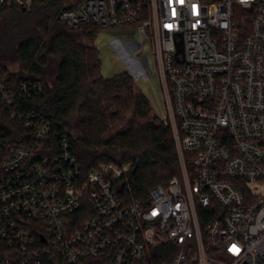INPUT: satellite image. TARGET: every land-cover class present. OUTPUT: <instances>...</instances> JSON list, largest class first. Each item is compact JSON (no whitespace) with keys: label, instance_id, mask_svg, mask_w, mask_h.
<instances>
[{"label":"built area","instance_id":"2783aa9c","mask_svg":"<svg viewBox=\"0 0 264 264\" xmlns=\"http://www.w3.org/2000/svg\"><path fill=\"white\" fill-rule=\"evenodd\" d=\"M65 2L70 27L150 38L181 177L126 201L114 183L129 166L85 172L69 138L25 108L46 82L14 85L0 69V103L24 129L0 132V264H264V0Z\"/></svg>","mask_w":264,"mask_h":264},{"label":"trees","instance_id":"16d2710c","mask_svg":"<svg viewBox=\"0 0 264 264\" xmlns=\"http://www.w3.org/2000/svg\"><path fill=\"white\" fill-rule=\"evenodd\" d=\"M65 5V0H33L25 10L12 6L1 11L0 69L14 85L45 81L44 90L32 94L25 108L50 122L54 140L69 138L85 172L105 171L111 162L127 164L128 173L114 187L126 201L145 198L154 186L181 177L172 127L135 88L127 70L103 75L95 44L98 26L70 27L59 17ZM12 63L18 68L12 69ZM16 128L24 132L0 103V132L16 141ZM9 250L0 238V258Z\"/></svg>","mask_w":264,"mask_h":264},{"label":"rangeland","instance_id":"374dc122","mask_svg":"<svg viewBox=\"0 0 264 264\" xmlns=\"http://www.w3.org/2000/svg\"><path fill=\"white\" fill-rule=\"evenodd\" d=\"M99 28L95 44L103 61L102 73L111 77L127 70L134 78L135 88L143 90L153 110L162 118L166 114L164 91L153 57V44L135 26ZM17 69V63L10 65Z\"/></svg>","mask_w":264,"mask_h":264},{"label":"water","instance_id":"95a60500","mask_svg":"<svg viewBox=\"0 0 264 264\" xmlns=\"http://www.w3.org/2000/svg\"><path fill=\"white\" fill-rule=\"evenodd\" d=\"M23 9L25 10L26 8L23 7ZM178 48H179V51H182L183 50V43L182 42H179L178 43Z\"/></svg>","mask_w":264,"mask_h":264}]
</instances>
